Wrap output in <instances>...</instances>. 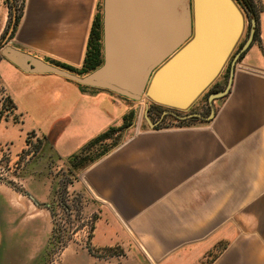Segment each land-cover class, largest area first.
<instances>
[{
  "label": "crops",
  "instance_id": "obj_1",
  "mask_svg": "<svg viewBox=\"0 0 264 264\" xmlns=\"http://www.w3.org/2000/svg\"><path fill=\"white\" fill-rule=\"evenodd\" d=\"M113 3L115 26L128 27L117 28V37L147 42L157 33L149 27L172 24L167 15H149L154 7L147 0ZM104 4L24 0L6 45L83 77L51 61L83 66L99 10L104 59ZM258 25L259 37L233 56L231 89L215 100L211 120L138 126L85 169L82 182L99 220L91 247L67 246L75 264H264V9ZM0 54V87L24 126L46 136L52 132L63 155L120 125L139 103L56 72L28 71ZM229 74L230 68L227 80ZM114 247L124 255H99Z\"/></svg>",
  "mask_w": 264,
  "mask_h": 264
},
{
  "label": "rangeland",
  "instance_id": "obj_2",
  "mask_svg": "<svg viewBox=\"0 0 264 264\" xmlns=\"http://www.w3.org/2000/svg\"><path fill=\"white\" fill-rule=\"evenodd\" d=\"M262 2L254 0L259 13L264 9ZM22 3L23 0H0V45L10 37L13 16L17 15ZM242 10L245 28L233 55L219 77L187 111L208 114V95L225 87L233 56L241 49L251 30L252 17ZM138 46L130 48L131 52ZM164 50V43L154 45L152 49L148 46L140 65H149ZM124 96L139 102L133 109L135 115L131 125L93 148V154L100 151L102 145L110 146L111 150L138 126L151 128L146 121V109L152 121L158 120L165 109L150 101L144 93L140 98ZM115 97L122 99L118 95ZM179 123L174 116L165 115L157 127ZM49 135L37 128L26 129L22 115L0 87V264H75L66 256L67 246L77 247V250L82 246L91 247L94 226L99 220L98 211L94 210L95 202L82 182V176L85 169L101 156L80 170L71 171L68 156L59 152ZM65 243L67 246L63 248ZM112 249L99 255H124L122 250H117L119 247ZM89 250L92 252V248Z\"/></svg>",
  "mask_w": 264,
  "mask_h": 264
},
{
  "label": "water",
  "instance_id": "obj_3",
  "mask_svg": "<svg viewBox=\"0 0 264 264\" xmlns=\"http://www.w3.org/2000/svg\"><path fill=\"white\" fill-rule=\"evenodd\" d=\"M147 3L154 7L149 15H167L172 18V24L151 26L149 28L152 31L157 30L152 40L134 42L120 35L117 37V28L124 31L128 27L115 26V11L111 13L113 0H105L104 61L101 66L83 77L24 55L6 45L8 38L0 45V51L28 71L56 72L85 85L106 87L133 98H140L144 93L150 101L165 107L156 121L148 117L146 109V121L151 128L157 126L165 115H173L178 120H211L216 112L215 100L226 96L231 89L235 61L230 64L225 87L208 95V114H181L178 111L188 110L222 73L244 32L245 15L242 8L236 0H147ZM160 8L161 11H156ZM178 17L182 21L180 24ZM15 18L14 15L10 34ZM251 24L244 48L254 38V17ZM158 30L169 31L163 35ZM159 43L165 44V50L149 65H140L148 46L152 49ZM138 44L136 51L131 52L130 48L134 49Z\"/></svg>",
  "mask_w": 264,
  "mask_h": 264
},
{
  "label": "trees",
  "instance_id": "obj_4",
  "mask_svg": "<svg viewBox=\"0 0 264 264\" xmlns=\"http://www.w3.org/2000/svg\"><path fill=\"white\" fill-rule=\"evenodd\" d=\"M24 1V0H23ZM236 2L242 7L248 15H250L252 18L254 17L256 19V26H255V34L254 39L259 37V11L256 8V4L254 3V0H236ZM22 9H23V3L22 6L19 8L18 13L16 15L15 21H14V28L11 32V35L9 38H12L14 36V33L16 31V28L18 26L19 20L22 15ZM251 27L252 24L250 23ZM102 14L101 11L96 14L95 19L93 21V26L91 29L89 41H88V47L87 52L85 56V60L83 63V66L81 68H75L73 66L60 63L57 61H51L57 66L66 68L72 72L78 73L80 75L87 74L92 72L93 70L97 69L99 66L103 63V51H102ZM1 58V54H0ZM81 86V85H80ZM83 89L85 86H82ZM222 89V88H221ZM220 89H215V91H218ZM157 106H160L156 104ZM135 112L134 110H131L129 113L125 114L123 116V121L121 125L119 126H111L107 130L103 131L102 133L98 134L94 138H92L89 142H87L79 152H76L70 156L67 157V163L70 167L71 171H77L83 168L88 163L94 161L96 158L104 155L109 151L110 146H104L102 145L100 151L93 154L92 150L93 148L97 147L98 145H101L102 142L111 139L115 137L117 133H119L121 130L126 129L129 127L132 123V120L134 118ZM175 118V117H174ZM175 120H178L175 118ZM179 122H184V120H178ZM67 246V243L63 244V248Z\"/></svg>",
  "mask_w": 264,
  "mask_h": 264
},
{
  "label": "flooded vegetation",
  "instance_id": "obj_5",
  "mask_svg": "<svg viewBox=\"0 0 264 264\" xmlns=\"http://www.w3.org/2000/svg\"><path fill=\"white\" fill-rule=\"evenodd\" d=\"M192 111H194V110H192ZM192 111H184V113H182L183 111H178L179 113H181V114H187V113H192ZM173 116V115H172ZM189 119H192V118H189ZM189 119H187V120H189ZM194 119V118H193ZM184 120H186V119H184Z\"/></svg>",
  "mask_w": 264,
  "mask_h": 264
}]
</instances>
